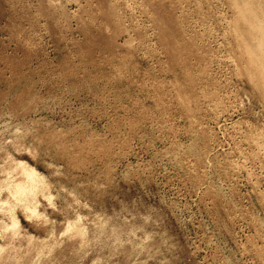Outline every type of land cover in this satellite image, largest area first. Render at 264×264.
Returning a JSON list of instances; mask_svg holds the SVG:
<instances>
[{
    "label": "rangeland",
    "instance_id": "1",
    "mask_svg": "<svg viewBox=\"0 0 264 264\" xmlns=\"http://www.w3.org/2000/svg\"><path fill=\"white\" fill-rule=\"evenodd\" d=\"M0 264H264V0H0Z\"/></svg>",
    "mask_w": 264,
    "mask_h": 264
},
{
    "label": "bare ground",
    "instance_id": "2",
    "mask_svg": "<svg viewBox=\"0 0 264 264\" xmlns=\"http://www.w3.org/2000/svg\"><path fill=\"white\" fill-rule=\"evenodd\" d=\"M24 169V168H23ZM22 170V169H21ZM23 171V170H22ZM23 173V172H22ZM26 173V175H27V177L28 178H30V180L32 179V177H33V172H31V171H27V172H25ZM37 179V178H36ZM28 180V179H27ZM27 182V181H26ZM31 182H33V181H31ZM31 182H29V183H31ZM34 183V182H33ZM19 184H21V183H19ZM17 188V187H16ZM13 190H15V188H13ZM22 190V189H21ZM27 190V189H26ZM18 191H20V189H19V186H18ZM29 192V191H28ZM26 193V195H27V197H30L31 196V191H30V193ZM25 195V194H24ZM15 197V196H14ZM25 197V196H24ZM19 201V200H18ZM27 210V209H26ZM12 231L14 232L15 231V224L14 225H12Z\"/></svg>",
    "mask_w": 264,
    "mask_h": 264
}]
</instances>
